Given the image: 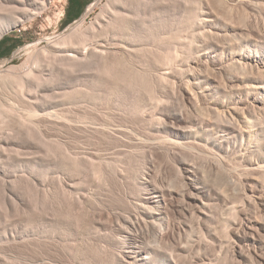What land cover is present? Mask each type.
<instances>
[{"label": "rangeland", "instance_id": "374dc122", "mask_svg": "<svg viewBox=\"0 0 264 264\" xmlns=\"http://www.w3.org/2000/svg\"><path fill=\"white\" fill-rule=\"evenodd\" d=\"M61 1L48 0L44 11L33 18L24 17L23 9L18 8L15 15L23 16L22 22L0 37V44L4 41L13 44L10 52L0 57V72L5 75V78L1 76L2 81L10 67L23 64L33 68L36 74L26 79V83L22 81L24 85L12 83L18 80H9L13 77L8 76L9 81L0 83V264H112L110 257L118 253L116 237L121 222L135 211L136 201L150 196L147 187L139 182L142 169L149 167L150 173L158 174L164 188L178 192L183 186L177 162L151 146L163 135L189 132L196 124L213 118L205 103L199 102L198 108H191L180 95L172 96L170 81L159 89L158 73L167 74L173 66L184 74L188 70L195 73L198 87L209 80L216 85L219 72L195 67L192 61L197 50L209 43L227 46L228 36L224 30L216 31L218 35L206 33L204 29L208 28L198 25L203 18L201 13L214 15L220 24L233 25L251 34L256 26L264 30L262 4L190 0L193 18L189 14L183 19L177 8L171 19L155 17L157 29L152 34L162 39H155L159 53L157 60L147 51L140 56V66L147 69L150 84L137 89L133 83H125L124 74L119 72L115 76L110 72L93 81L85 78L91 71H78L58 63L62 51H55L51 41L56 42L86 15L87 24L94 21L107 3V0H90L83 14L66 25L62 24L64 3ZM36 5L30 2L25 9L34 12ZM259 13L262 19L255 22ZM180 34L184 37L180 38ZM186 41L190 42L188 49ZM165 53L170 54L172 64L163 62L159 54ZM174 73L178 75L176 69ZM98 96V103L91 100ZM44 111L64 114L69 123L30 116V112ZM179 112L183 120L174 124V129L169 124V129L156 130L153 116ZM183 141L192 147L184 149L182 157L196 163L208 184L225 191L229 202L237 203L242 197L241 185L236 188L233 172L211 166L208 148L188 137ZM151 150L153 161L149 160ZM227 164L236 165L237 161L231 156ZM247 173L255 179L264 178V169L259 175L249 170ZM43 190L49 191L46 197ZM165 194L168 206L164 211L175 222L196 227L194 220L178 212L179 197ZM227 215L223 205L213 202L209 225L222 233V218ZM195 238L188 231L180 240L164 242L159 255L173 253L182 264L233 262L229 256L216 259L218 251L211 245L199 252L177 249L187 239ZM115 247L116 253H112Z\"/></svg>", "mask_w": 264, "mask_h": 264}, {"label": "bare ground", "instance_id": "6f19581e", "mask_svg": "<svg viewBox=\"0 0 264 264\" xmlns=\"http://www.w3.org/2000/svg\"><path fill=\"white\" fill-rule=\"evenodd\" d=\"M189 1L107 0L100 9L101 12L96 14V19H92L94 21L87 24V15L82 17L58 37L56 42L49 41L54 45H49L55 47L57 52L62 51L58 55V63L61 65L78 71H91L92 74L85 78L95 81V78L101 79L110 72L114 76L119 72L122 76L124 74L125 83L128 81V85L133 83L134 88L140 89L143 85L150 84V81L147 69L140 66L139 58L147 51L149 56L157 60L159 50L155 39L162 40L157 35L154 38L152 34L157 29L154 26L155 17L157 19V16L162 15L171 19L177 8L183 19H187L189 14L193 18L195 13L190 11ZM232 1L235 4L264 5V0ZM30 2L37 3L34 12L25 9ZM47 3L48 0H0V37L22 22L23 16L15 15L18 8L23 9L24 17L33 18L47 7ZM200 15L203 18L198 25L207 27V30L204 29L206 33L218 35L216 31L224 30L228 36L227 46L206 43L207 47L198 49L192 61L195 67L216 69L219 72L216 85L209 80L198 87L195 73L188 70L184 74L182 69L172 66L167 74L158 73L157 86L162 89L166 81H170L169 92L172 96L180 95L191 108H198L199 102L205 103L213 113V118L196 124L189 132L163 135L151 146V149H159L173 157L178 164L183 186L178 192L164 188L158 174L150 173L149 167L142 169L139 182L147 187L150 196L143 197L140 202L136 201L135 211L121 222L120 234L116 237L119 243L118 253L115 257H110L112 264H182L173 253L159 255V251L164 242L175 238L180 240L182 234H187L188 231L191 237L196 238L187 239L184 244H180L177 248L179 251L199 252L211 245L218 251L216 259L220 256L227 259L229 256L233 260L230 264H264V178L255 179V176L247 173L249 170L259 175L264 169V30L256 26L251 34L233 25L220 24L214 15ZM259 19H262L260 13L255 22ZM186 45L188 49L190 42L186 41ZM45 49L42 51L47 52ZM159 55L164 59H161L163 62H174L168 53ZM23 65L7 70L6 75L13 77L9 80H18L12 83L19 84L24 80L26 83V79L33 75L35 77L34 69ZM175 69L178 75L174 73ZM2 73L0 72V83L9 81L7 76L2 81ZM154 79L153 73L152 83ZM81 80L84 81V78ZM91 100L98 103L100 97ZM31 115L44 117L48 122L69 123L67 116L52 111H44L42 114L30 112ZM153 118L156 120V130L159 131L162 128L169 129V124L174 129L173 125L183 120V114L179 112ZM229 134L232 138L228 137ZM187 137L193 143L210 150L211 166L233 172L232 181L236 188L241 185L242 197L237 203L229 202L225 191L208 184L196 163L182 157L184 149L192 147L190 143L183 141ZM149 153V160L153 161V151ZM231 156L236 159V165L227 164ZM119 174L123 175L121 171ZM165 192L170 197H179L178 212L184 218L194 220L196 227L182 224L181 221L175 222L164 211L163 208L168 206ZM48 194L49 191L43 190L45 197ZM213 202L223 205L228 214L222 218V233L209 225ZM116 249L117 247L112 253H116Z\"/></svg>", "mask_w": 264, "mask_h": 264}, {"label": "crops", "instance_id": "0c3cea01", "mask_svg": "<svg viewBox=\"0 0 264 264\" xmlns=\"http://www.w3.org/2000/svg\"><path fill=\"white\" fill-rule=\"evenodd\" d=\"M90 0H65L62 11V24H69L75 19L79 18L84 11V8L88 5ZM64 12V13H63ZM12 42L4 41L0 44V54L6 52L12 46Z\"/></svg>", "mask_w": 264, "mask_h": 264}, {"label": "trees", "instance_id": "16d2710c", "mask_svg": "<svg viewBox=\"0 0 264 264\" xmlns=\"http://www.w3.org/2000/svg\"><path fill=\"white\" fill-rule=\"evenodd\" d=\"M12 46H13V45H12ZM12 46H11V48H12ZM11 48H9L5 53L1 54L0 57H3V56H5L6 54H8V53L10 52Z\"/></svg>", "mask_w": 264, "mask_h": 264}]
</instances>
